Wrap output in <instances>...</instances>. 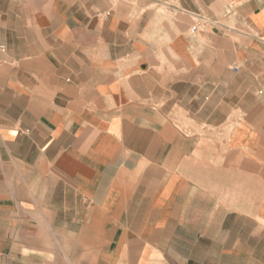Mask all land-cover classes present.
I'll list each match as a JSON object with an SVG mask.
<instances>
[{"label": "crops", "instance_id": "0c3cea01", "mask_svg": "<svg viewBox=\"0 0 264 264\" xmlns=\"http://www.w3.org/2000/svg\"><path fill=\"white\" fill-rule=\"evenodd\" d=\"M260 228L264 0H0V264H243Z\"/></svg>", "mask_w": 264, "mask_h": 264}, {"label": "rangeland", "instance_id": "374dc122", "mask_svg": "<svg viewBox=\"0 0 264 264\" xmlns=\"http://www.w3.org/2000/svg\"><path fill=\"white\" fill-rule=\"evenodd\" d=\"M259 235L258 244L244 245V247L249 248L247 252L253 254V260H244L243 264H264V228L259 229Z\"/></svg>", "mask_w": 264, "mask_h": 264}, {"label": "built area", "instance_id": "2783aa9c", "mask_svg": "<svg viewBox=\"0 0 264 264\" xmlns=\"http://www.w3.org/2000/svg\"><path fill=\"white\" fill-rule=\"evenodd\" d=\"M197 30V25H194L193 27H191L190 31L192 33H194Z\"/></svg>", "mask_w": 264, "mask_h": 264}]
</instances>
